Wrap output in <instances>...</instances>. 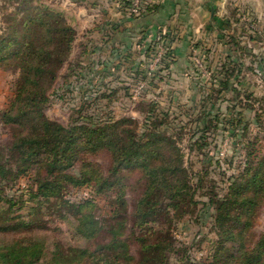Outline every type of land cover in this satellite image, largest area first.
<instances>
[{
  "label": "trees",
  "instance_id": "16d2710c",
  "mask_svg": "<svg viewBox=\"0 0 264 264\" xmlns=\"http://www.w3.org/2000/svg\"><path fill=\"white\" fill-rule=\"evenodd\" d=\"M8 1L17 7L7 15L0 34V63L17 75L12 99L0 112V122L11 130L10 140L0 143V264H264V228L254 233L264 202V151L249 143L243 169L218 192L216 186L205 184L206 176L186 166L175 138L185 127L168 132L169 114L156 112V104L141 128L127 117L69 126L49 119L44 112L49 92L71 62L77 20L57 4ZM116 1L127 13L133 4V0ZM143 6L139 15L131 16L151 13L159 5ZM238 13L239 8L233 12L236 22L242 19ZM160 37L169 50L159 68L149 77L141 68L132 74L153 87L177 62L175 41L165 35L157 36L147 50L149 58L157 52ZM240 42L236 34L231 35L235 54L251 52ZM90 48L81 43L74 71L86 68L80 60L95 52ZM231 58L230 54L226 63L215 68L206 100L239 92L245 64ZM195 70L201 74L199 68ZM82 71L77 73L79 82ZM76 85L71 82L66 91L72 93ZM219 117L200 114L193 120L203 124L193 133L201 135L196 141L200 149L208 146L210 130L221 129ZM228 121L234 130L243 125L241 117ZM101 151L110 155L107 168L87 157ZM133 174L138 175L135 187L140 191L131 205L128 191L133 189L129 182ZM23 178L29 182L26 188L19 186ZM83 186L93 189L94 198H106L109 211L100 213L94 198L72 201L66 196L70 188ZM200 192L204 200L197 199ZM194 215L197 221L207 219L216 234L210 255L201 260L175 235L178 224ZM49 223L55 224L51 235L41 233L50 230ZM61 223L70 226L73 240L61 236Z\"/></svg>",
  "mask_w": 264,
  "mask_h": 264
},
{
  "label": "rangeland",
  "instance_id": "374dc122",
  "mask_svg": "<svg viewBox=\"0 0 264 264\" xmlns=\"http://www.w3.org/2000/svg\"><path fill=\"white\" fill-rule=\"evenodd\" d=\"M42 1L58 5V0ZM252 2L253 5L249 6L248 3L244 4L243 1H238L234 7H229L230 9L227 10L231 16L236 8L241 9L238 16L242 17V22L246 21L244 25L248 27V31L241 30L238 37H240L241 46L244 49L247 47L251 52L245 50L246 53L239 51L235 54L232 49L222 46V50L214 56L208 52L191 55L192 62L197 68L202 69L201 75L199 73L196 75L197 72L194 70L196 73L194 72L193 75L196 81L192 85L190 83L181 85V80L178 79V68L175 70L177 75L174 78L169 77V73H164V78L156 81L154 87L149 85L148 80L134 79L135 75L132 74L136 72L137 68L145 69L148 77L152 75L155 70L151 69L156 63L154 60L156 56L149 58L147 53L142 54L132 62L131 67L125 62L121 64L122 62L112 56L113 54L103 52V57L100 58L94 50L97 52L102 50L103 41L98 35L89 33L90 26H85L80 21L77 22L79 32L71 62H68L61 70L54 87L49 92L45 115L66 126L76 122L100 123L127 117L136 120L141 128L151 114V107L156 104V112L169 114L171 125L168 126V132L173 134L176 130L179 131L181 126L185 127L180 135H175V138L183 149L186 166L194 174L200 173L201 176H206L204 177L205 184L216 186L215 188L220 192L221 188L228 185L229 178L243 169L247 160L249 143L255 144L261 149V152L264 151V0H252ZM16 7L17 4H10L8 0H0V34L5 30L7 15L13 12ZM75 13L78 15L77 10ZM256 19L261 20L256 22ZM241 24L239 29H242ZM83 27H86L85 30ZM81 43L94 47L96 45V48H90L94 53L89 56V59L80 60L86 68L74 71L73 63L79 59ZM230 54L232 57L230 61L234 60L235 63L245 64L238 79L242 82L241 85H238L239 92L231 91L220 98L214 97V99L206 100L212 91L215 68L217 65L226 63ZM111 57L114 60H111ZM103 59H108V61H103ZM210 59L213 60L212 63ZM247 67H252L253 70H249ZM84 69L86 70L84 71ZM79 71H82L80 77L83 80L81 82L77 81L79 80L77 78ZM71 74L73 75L71 76ZM16 75L9 65L0 63V112L7 108L12 99ZM71 82L77 84L72 89V93L66 91ZM104 95H108V97ZM84 102L88 104L81 110ZM209 113L211 118L215 115L220 116L221 129L215 132L210 130L207 139L208 146L200 149L196 141L201 135H193V133L203 124L194 123L193 120L197 119L200 114L203 117V114ZM90 116L91 119L88 118ZM234 116L241 117L243 121V125L235 130L228 124V120H232ZM201 121L203 122V120ZM245 125H247V130H245ZM10 131L9 127L0 122L1 144H6L10 140ZM179 136H181V140ZM87 157L98 162L104 168H107L110 162V155L107 151ZM137 178L138 175L133 174L129 179L133 186V189L128 191V201L131 205L140 191L139 187H135ZM27 184L29 182L25 178L19 182L21 188H26ZM18 187L14 190H18ZM93 193L92 188L83 186L70 188L66 192V196L72 201H78L94 198ZM201 193L197 195V199H202ZM94 199H96L100 213L109 211L106 198L97 196ZM201 206L199 205V207ZM48 227L50 230H40V232L51 235V229L55 227V224L49 223ZM60 227L61 236L65 240H73L70 226L67 223H61ZM263 228L264 202L256 215L254 233H260ZM175 235L179 243L186 247L190 246L192 256L196 260L207 258L210 255L213 242L216 239L211 223L207 219L204 220V217L197 221L195 215L188 221L180 222ZM133 251H137L135 246Z\"/></svg>",
  "mask_w": 264,
  "mask_h": 264
},
{
  "label": "crops",
  "instance_id": "0c3cea01",
  "mask_svg": "<svg viewBox=\"0 0 264 264\" xmlns=\"http://www.w3.org/2000/svg\"><path fill=\"white\" fill-rule=\"evenodd\" d=\"M238 1L253 5L252 0H159L157 10L140 17H132L116 0H58V6L70 11L77 22L90 26L89 33L103 41L102 50H95V54L100 58L103 52L113 54L121 64L125 62L130 67L140 55L147 53L157 36L171 37L175 41L177 62L168 76L174 78L178 68V79L183 86L196 81L193 73L197 66L191 55L208 52L214 56L222 46L234 51L231 35L236 34L239 39L241 30L248 31L246 21L236 22L234 15L227 12ZM240 23L245 29H239ZM91 47L94 49L96 45Z\"/></svg>",
  "mask_w": 264,
  "mask_h": 264
},
{
  "label": "built area",
  "instance_id": "2783aa9c",
  "mask_svg": "<svg viewBox=\"0 0 264 264\" xmlns=\"http://www.w3.org/2000/svg\"><path fill=\"white\" fill-rule=\"evenodd\" d=\"M159 0H133V4L132 7L129 9V14H135V15H139L141 10H143V4L145 3V5H154V4H158ZM168 45H165L163 43V39L160 37L157 39V52L155 53L154 57H155V65L153 67V69L151 70H156L159 68L166 52L168 51ZM153 58V57H152ZM202 72V69H199Z\"/></svg>",
  "mask_w": 264,
  "mask_h": 264
}]
</instances>
